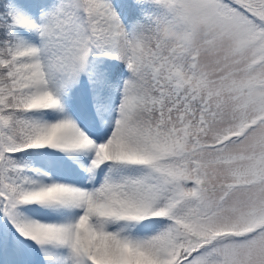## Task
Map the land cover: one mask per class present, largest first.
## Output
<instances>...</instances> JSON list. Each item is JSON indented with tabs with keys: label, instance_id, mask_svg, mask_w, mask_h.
I'll use <instances>...</instances> for the list:
<instances>
[{
	"label": "snow or ice",
	"instance_id": "6c2138e0",
	"mask_svg": "<svg viewBox=\"0 0 264 264\" xmlns=\"http://www.w3.org/2000/svg\"><path fill=\"white\" fill-rule=\"evenodd\" d=\"M0 264H264V0H0Z\"/></svg>",
	"mask_w": 264,
	"mask_h": 264
}]
</instances>
